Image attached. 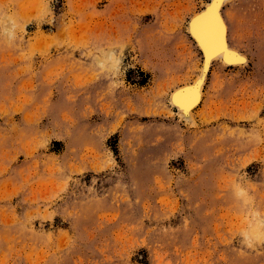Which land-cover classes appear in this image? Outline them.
<instances>
[{
    "label": "rangeland",
    "instance_id": "rangeland-1",
    "mask_svg": "<svg viewBox=\"0 0 264 264\" xmlns=\"http://www.w3.org/2000/svg\"><path fill=\"white\" fill-rule=\"evenodd\" d=\"M208 3L0 0V264H264V0L204 75Z\"/></svg>",
    "mask_w": 264,
    "mask_h": 264
},
{
    "label": "bare ground",
    "instance_id": "bare-ground-1",
    "mask_svg": "<svg viewBox=\"0 0 264 264\" xmlns=\"http://www.w3.org/2000/svg\"><path fill=\"white\" fill-rule=\"evenodd\" d=\"M233 2L234 0H209L203 11L194 13L189 21V34L203 56L204 75L214 63L227 68L239 66L241 60L246 61L245 56L233 46L237 36L233 16L231 13H224V9ZM203 79L200 77L195 84L178 87L172 94V104L179 114L190 116L201 103Z\"/></svg>",
    "mask_w": 264,
    "mask_h": 264
}]
</instances>
